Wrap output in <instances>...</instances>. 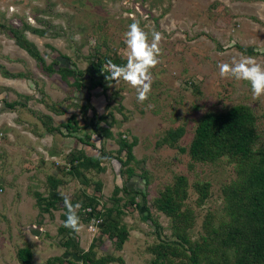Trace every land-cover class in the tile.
<instances>
[{
  "label": "rangeland",
  "instance_id": "1",
  "mask_svg": "<svg viewBox=\"0 0 264 264\" xmlns=\"http://www.w3.org/2000/svg\"><path fill=\"white\" fill-rule=\"evenodd\" d=\"M133 19L145 31L154 28L163 35L160 62L151 69V92L143 103L123 80H104L103 89L87 87L94 58L110 55L126 62L123 33ZM10 29L33 44L45 65L54 59L66 64L68 58L72 70L83 72L76 78L80 88L73 87L70 73L61 77L43 70L15 43ZM247 56L264 64V0H0V264H6L2 258L15 260L16 250L29 243L33 264L59 251L72 254L62 264L70 259L84 264L77 251L92 259L112 256L123 264H148L150 245L173 238L169 219L151 201L177 174L187 180L184 204L192 210L187 232L199 240L205 215L213 223L224 217L221 190L234 178L224 156L213 163L190 160L187 147L199 116L246 105L258 132L254 146H264V95L254 99L248 82L221 78L217 68ZM92 111L103 118L92 117ZM71 117L76 124L64 127ZM90 120L96 122V134ZM177 128L182 133L173 141L168 132ZM118 140L132 144L133 158L125 166L116 160L125 158L124 151L117 152ZM97 152L102 170L81 165L72 174V164ZM51 179L57 180L58 200L43 208L45 201L38 205L34 193L47 199ZM196 182L209 184L200 205L194 202ZM61 192L73 205L98 199L107 213L102 227L91 231L82 220L78 233L63 227L67 209ZM112 225L125 233L120 244L103 233ZM29 227L39 228V234ZM63 241L69 242L66 249Z\"/></svg>",
  "mask_w": 264,
  "mask_h": 264
},
{
  "label": "trees",
  "instance_id": "2",
  "mask_svg": "<svg viewBox=\"0 0 264 264\" xmlns=\"http://www.w3.org/2000/svg\"><path fill=\"white\" fill-rule=\"evenodd\" d=\"M10 31L15 43L24 49L31 58L38 61L43 70L56 72L61 77L70 73L75 76L73 87L80 88V82L76 78L83 75V72L72 70L68 58L64 57L68 62L66 64L58 65V60L54 59L45 65L31 42L23 36L17 35L14 30L10 29ZM108 60L119 65L126 63L125 60L110 55L94 58L89 64L88 88L100 85L103 89L105 82L113 81L105 78L109 75L104 68ZM93 75L96 77L94 78ZM104 80L105 82H103ZM91 116H95L99 120L103 118L102 115H96L94 111ZM70 122L73 125L76 124L71 117L67 118L63 126L72 128ZM89 126L91 131L96 134V122L91 121ZM45 129L51 131L55 128L47 127ZM168 133L174 141L181 135L182 130L177 128ZM257 138L255 117L246 105L234 104L222 111H207L199 116L187 147L190 160L213 163L224 156L226 161L232 163L233 166L234 178L221 190L224 217L213 223L212 216L205 215L200 225L202 235L199 240H191L187 230L192 226V210L184 204V199L187 196V180L182 174L174 175L172 181L165 184L151 201L152 207L169 219L170 234L173 238L170 240L161 239L158 243L150 245L149 252L153 257L148 264H264V146H254ZM171 144L172 142H169V146ZM131 146L132 144L126 141H117V152H125L124 160L115 157L120 165H127L133 158L130 151ZM107 154L103 152V155ZM78 162L80 165L77 162L71 165L72 174L76 175V169L81 165L85 169L102 170L96 156H84ZM125 170L128 176L133 174L130 167H126ZM56 183L57 180L51 181L50 196L47 199L34 193L38 205L43 201H45L43 208L52 207L55 204V200H58L53 192ZM117 187L114 186L113 191H117ZM208 187V182L192 184L196 194L194 199L196 205L202 203L208 194ZM95 188L98 191V185ZM121 188L126 191L127 187L122 184ZM136 192L143 200L142 192ZM130 201L135 206H139V203L134 199L131 198ZM85 207H89L90 211L86 215L80 216V221L87 223L90 216L101 217V223L98 225L100 229L104 222V215H107L102 204L100 205L98 199L93 197L91 201L81 203V209ZM144 208L147 218L156 227L157 224L150 218L147 207L144 206ZM155 232L158 234L157 230ZM103 233H106L107 237L116 236L118 244L125 235L122 229L116 231L115 225ZM62 244L65 247L69 242L63 241ZM65 253L71 254L63 252V254ZM63 254L48 257L43 264H62L63 257L61 256ZM75 255L84 264H108L112 261L123 264L118 257L101 256L92 259L88 253L82 251H77ZM15 257L19 264H31V251L28 246L18 248ZM67 264L77 263L70 259Z\"/></svg>",
  "mask_w": 264,
  "mask_h": 264
},
{
  "label": "clouds",
  "instance_id": "3",
  "mask_svg": "<svg viewBox=\"0 0 264 264\" xmlns=\"http://www.w3.org/2000/svg\"><path fill=\"white\" fill-rule=\"evenodd\" d=\"M149 35L151 40H149ZM73 39L78 40L79 36H74ZM162 39V33L154 28L149 33L140 26L138 20L133 19V22L127 26V30L123 33L126 63L119 65L108 60L104 68L109 75L105 78L113 81L123 80L135 89L137 102L143 103L148 99L151 92L153 82L151 69L160 62V42ZM92 43L94 44L95 41H92ZM217 68L221 78L230 77L237 81L248 82L254 99L264 95V64L258 63L255 58L251 56L239 59L233 57L230 62L218 63ZM149 107H153V105H149ZM99 147L100 144L97 143V149ZM96 157L103 159L100 157L99 152L96 153ZM142 184L141 181L140 186ZM59 195L63 199L64 207L67 209L63 227L78 233L81 228L80 217L77 212L81 208V203L78 202L73 205L68 194L61 192Z\"/></svg>",
  "mask_w": 264,
  "mask_h": 264
},
{
  "label": "built area",
  "instance_id": "4",
  "mask_svg": "<svg viewBox=\"0 0 264 264\" xmlns=\"http://www.w3.org/2000/svg\"><path fill=\"white\" fill-rule=\"evenodd\" d=\"M99 208V206H98ZM90 211V208L89 207H85L83 209L80 210L81 212V217L86 215L87 212ZM99 223H101V217H94V216H90L87 220V224H86V227L89 229V230H95L94 228L98 227Z\"/></svg>",
  "mask_w": 264,
  "mask_h": 264
},
{
  "label": "crops",
  "instance_id": "5",
  "mask_svg": "<svg viewBox=\"0 0 264 264\" xmlns=\"http://www.w3.org/2000/svg\"><path fill=\"white\" fill-rule=\"evenodd\" d=\"M47 247V246H46ZM59 247V246H58ZM28 248L30 249V251H31V258H32V260H34V251H33V246L29 243V246H28ZM57 249H59V248H57ZM42 254V253H41ZM58 255H61V253H60V251L59 252H56V253H51V254H47V256L45 257V259L47 258V257H49V256H58ZM64 256H72V254H63L61 257H63L64 258ZM2 258V257H1ZM15 258V257H14ZM31 261V260H30ZM2 262H4V263H6V264H8V263H12V264H19L18 263V261L16 260V258H15V260L13 259V260H10V259H5V258H2ZM31 264H33V263H31ZM38 264V263H37Z\"/></svg>",
  "mask_w": 264,
  "mask_h": 264
},
{
  "label": "water",
  "instance_id": "6",
  "mask_svg": "<svg viewBox=\"0 0 264 264\" xmlns=\"http://www.w3.org/2000/svg\"><path fill=\"white\" fill-rule=\"evenodd\" d=\"M29 231H30V233L33 234V235H38L39 232H40V229L37 228V227H29Z\"/></svg>",
  "mask_w": 264,
  "mask_h": 264
}]
</instances>
